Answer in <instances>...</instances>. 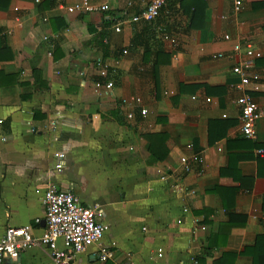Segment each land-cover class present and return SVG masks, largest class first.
<instances>
[{"label": "crops", "instance_id": "0c3cea01", "mask_svg": "<svg viewBox=\"0 0 264 264\" xmlns=\"http://www.w3.org/2000/svg\"><path fill=\"white\" fill-rule=\"evenodd\" d=\"M89 1L109 9L0 8V239L9 226L42 234L53 184L95 209L114 254L100 262L91 245L69 264H264V122L244 138L238 105L247 92L264 110V0L240 12L232 0H169L137 23L150 0ZM98 60L118 61L110 91H94ZM242 63L259 78L241 91ZM131 97L140 104H122ZM194 154L204 161L186 173ZM0 264L57 263L32 247Z\"/></svg>", "mask_w": 264, "mask_h": 264}, {"label": "built area", "instance_id": "2783aa9c", "mask_svg": "<svg viewBox=\"0 0 264 264\" xmlns=\"http://www.w3.org/2000/svg\"><path fill=\"white\" fill-rule=\"evenodd\" d=\"M56 7L65 9L69 13H93L106 12L109 7L107 4L93 5L89 0H73L72 5H65V0H55ZM169 0H150L146 7L131 18V22L139 21L153 22L155 21L162 8ZM233 10L240 12L244 8L245 0H232ZM116 31H119L116 28ZM165 40H169L170 44L175 48L178 43L175 39H169L165 36ZM228 39V36H225ZM47 40V37H44ZM239 52V46L234 48ZM126 54V51H122ZM244 54L248 58L259 59L262 57L260 51H256L250 44L245 45ZM222 55H214L213 58H221ZM118 61L114 60L110 66L101 60L97 62V76L102 80L93 81L95 93L110 91L113 88V82L106 78L115 72ZM247 64L242 63L232 68L233 74L239 77V83L236 89L243 90L251 83L256 84L258 76L255 74L248 75L244 68ZM253 90L257 91L258 87L253 86ZM165 95H172V92L166 91ZM138 97L123 99L122 104H140ZM240 106V130L244 138L253 140L256 137V125L258 122H264V110L255 103L252 96L243 92L238 100ZM140 116H147L146 110L140 111ZM128 118H132V113L128 114ZM257 157H264V148L255 151ZM57 159H62L63 155H55ZM204 158L201 154H194L190 158L182 157L181 165L184 172L189 173L193 169L195 163H203ZM61 165L55 166L56 170H60ZM41 204L44 207L45 226L40 236H34L30 227H13L9 226L0 239V261H15L19 258L21 252L32 247H44L52 260L57 264H69L74 257L84 252L91 245H99V260L105 262L113 258V251L105 246H101L100 242L106 230L107 225L98 222V213L95 209L82 206L78 199L71 193L58 189L55 185H48L41 198ZM186 212V210H184ZM38 223L39 220L37 219ZM158 257H161V250H158Z\"/></svg>", "mask_w": 264, "mask_h": 264}, {"label": "trees", "instance_id": "16d2710c", "mask_svg": "<svg viewBox=\"0 0 264 264\" xmlns=\"http://www.w3.org/2000/svg\"><path fill=\"white\" fill-rule=\"evenodd\" d=\"M9 0H0V8H3V7H6L7 4H8ZM56 5V1L55 0H45L44 2V7H49V6H55ZM8 50V47L6 46H0V51H7ZM95 80H102L101 78H99L97 75H96V78L94 79ZM260 261H262V258L261 257H254L253 258V262L254 264H257V263H260Z\"/></svg>", "mask_w": 264, "mask_h": 264}]
</instances>
